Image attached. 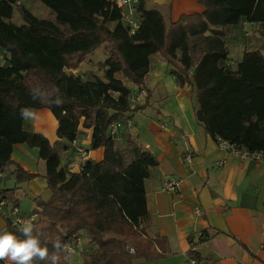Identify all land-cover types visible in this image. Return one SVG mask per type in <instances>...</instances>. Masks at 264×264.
Segmentation results:
<instances>
[{
	"label": "trees",
	"instance_id": "1",
	"mask_svg": "<svg viewBox=\"0 0 264 264\" xmlns=\"http://www.w3.org/2000/svg\"><path fill=\"white\" fill-rule=\"evenodd\" d=\"M19 1L0 0V179L11 167L15 184L34 178L12 162L11 153L18 144L36 148L45 163L50 197L35 199L45 219L34 224L50 240L59 237L69 244L87 237L92 252L80 254L81 264H133L135 259L169 257L166 238H149L140 229L148 214L144 180L158 162L130 136L121 148L118 137L109 133L113 123L131 119L142 109L131 108V91L116 75L142 89L150 58L161 56L174 68L171 74L178 85L191 88L195 121L205 134L250 153H264V53L246 51L232 68L224 65L228 52L223 40L225 29L243 24L258 25L264 33V0H197L204 12L176 22L139 0V26L133 35L121 8L109 0H38L53 20L35 17ZM15 11L21 25L12 22ZM183 33L192 48L202 46L193 70L188 48L181 42ZM105 44L114 57L104 60L100 78L83 80L66 72ZM31 71L52 90L47 100L40 93L35 101L29 95L33 89L24 80ZM56 100L61 104H54ZM25 107L49 110L57 122V138L68 146L77 139L82 122L92 130L91 149L103 148L102 161H86L77 173L61 166L57 150L44 136L23 129L19 113ZM14 191L15 187L0 189V199L18 206ZM6 230L19 235L9 222ZM209 237L202 231L196 242L189 239V261L200 263L196 249ZM48 246L51 251V243ZM63 255L59 264H72L71 256L67 262Z\"/></svg>",
	"mask_w": 264,
	"mask_h": 264
},
{
	"label": "crops",
	"instance_id": "2",
	"mask_svg": "<svg viewBox=\"0 0 264 264\" xmlns=\"http://www.w3.org/2000/svg\"><path fill=\"white\" fill-rule=\"evenodd\" d=\"M21 1L26 0L19 3ZM145 1L148 8L157 9L171 22H176L181 16L201 15L204 12L197 0ZM245 27H229L225 32L246 31ZM181 42L188 48L193 70L202 46L196 44L192 48L191 41L188 43L181 39ZM226 50L228 52L227 47ZM178 51L177 57L180 56ZM192 53L197 55V59H193L195 55L192 56ZM90 58L91 55L86 56L78 68L68 69L67 72L76 76L75 72L83 70L86 64H94ZM173 69L157 54L150 58L149 70L141 89L145 90L147 98L140 106L142 109L132 115L131 128L120 127L117 133V143L121 148L125 146L126 137L130 136L158 162L157 166L149 169L144 180L148 214L141 220L140 229L149 238L155 235L166 238L172 252L163 260L146 262L135 259L133 264H191L186 256L189 239L196 242L202 231L211 237L196 249L201 259L199 264H264V160L241 161L205 134L195 121L191 88L178 85L171 74ZM116 77L131 92L140 90L121 75L117 74ZM37 112L39 119L24 121L23 129L44 136L57 150L61 166L78 163L79 156L74 149L57 138V122L51 112L47 109ZM91 136L92 130L84 128L81 122L77 145L89 151L86 161L98 163L102 161L104 151L103 148L91 149ZM186 150L192 155L189 163L183 161ZM11 160L35 177L15 184L10 174L11 167L0 179V189L15 187L14 199L18 201L21 214H36L38 219L34 222L39 218L42 220L44 216L40 214L35 199L47 201L50 197L44 179L45 163L39 159L38 150L26 144L14 146ZM72 172L77 173L78 170ZM164 177L181 180L177 193L167 194L161 190ZM197 208L202 211V216L197 215ZM7 223L4 213H0V230H6ZM80 241L84 248L90 250L87 237L81 235ZM79 257L71 256L80 260Z\"/></svg>",
	"mask_w": 264,
	"mask_h": 264
},
{
	"label": "built area",
	"instance_id": "3",
	"mask_svg": "<svg viewBox=\"0 0 264 264\" xmlns=\"http://www.w3.org/2000/svg\"><path fill=\"white\" fill-rule=\"evenodd\" d=\"M110 2H113L118 8H121L122 14H123V21L124 23L129 27V34L133 35L135 31L138 29L139 22L136 18L135 13V7L139 3V0H109ZM246 24H243L245 26ZM147 98V93L145 90H138V91H132L129 97V103L131 108L133 109L135 106H141L144 101ZM132 126L131 119L124 120L122 122H115L110 126L109 133L112 137L117 136L118 129L120 127H125L127 129H130ZM219 145H221L226 151L232 155L233 157H236L237 159L241 161H262L264 160V153L261 152H253L250 153L244 149H239L234 147L233 145L228 144L227 142L221 141L218 139ZM70 147L74 149V151L79 156V162H70L67 164V169L69 171L73 170H80L81 167L84 165V163L87 160V156L89 151L86 149H83L82 147H79L77 145L76 140L72 141L70 143ZM192 155L189 150H186V152L183 154V161L185 163L191 162ZM181 180L179 178H170V177H164L161 184V190L164 193L167 194H175L179 190ZM0 213H4L6 219L8 222L16 229H18L22 222L26 220H31L33 223L35 220L38 219V215L34 214L32 216H23L18 208V206L14 204L6 203L5 200L0 199ZM198 216H202V211L197 208L196 211ZM69 248V254L70 256H80L81 253H86L88 250L84 248L83 243L78 239L74 243L67 244ZM133 250L130 249V252ZM191 264H196L195 261L190 260Z\"/></svg>",
	"mask_w": 264,
	"mask_h": 264
},
{
	"label": "rangeland",
	"instance_id": "4",
	"mask_svg": "<svg viewBox=\"0 0 264 264\" xmlns=\"http://www.w3.org/2000/svg\"><path fill=\"white\" fill-rule=\"evenodd\" d=\"M21 3H25L24 5L28 9V11L34 14L37 18L48 20L54 19L53 14L38 0H26L24 2L21 1L20 4ZM12 22L15 25H21L23 23L20 15L16 11L13 14ZM245 26L246 31L227 30V34L226 32H223V39L225 44L227 45L226 47L228 49V55L230 57H227L224 65H229L230 67L234 68L236 66V63L240 60V55L246 51L260 49L262 50V53H264V33L260 31V27L258 25L251 26L249 24H246ZM228 34L230 35L228 36ZM182 36V41H186L188 43L190 42L189 40H187L188 38L184 33ZM179 52L180 51H178V53ZM90 55V59L94 64L90 66L88 63L83 70H81L80 72H75L76 75L80 76L83 80H93L95 78H100L104 69L102 63L106 58L114 57V53L112 52L108 44L99 47ZM193 55H195V53H192V56ZM193 59H197V55L193 56ZM73 61L74 60H71L70 64H72ZM67 71L68 70H66V72ZM24 83L28 87L38 90V93H40L42 98L45 100H47V98H49L53 93L45 79L37 71H31L25 74ZM90 251L92 252V249H90L88 252ZM71 259L72 264H81L80 260L73 258Z\"/></svg>",
	"mask_w": 264,
	"mask_h": 264
},
{
	"label": "clouds",
	"instance_id": "5",
	"mask_svg": "<svg viewBox=\"0 0 264 264\" xmlns=\"http://www.w3.org/2000/svg\"><path fill=\"white\" fill-rule=\"evenodd\" d=\"M38 90L29 91V95L35 101ZM61 100L53 102L56 105L61 104ZM20 117L26 122H32L39 119L37 110L33 108H21ZM18 233L9 230H0V260L5 264H59L61 253L63 260L69 262V248L59 237L50 240V236L42 229H37L31 220L22 222L18 228ZM49 243L52 249H49Z\"/></svg>",
	"mask_w": 264,
	"mask_h": 264
}]
</instances>
